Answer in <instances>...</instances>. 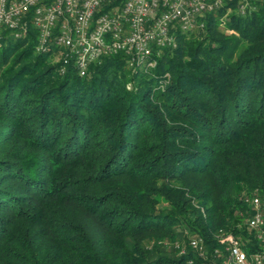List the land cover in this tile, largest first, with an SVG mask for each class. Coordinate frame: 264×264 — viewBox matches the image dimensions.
<instances>
[{
	"label": "trees",
	"instance_id": "16d2710c",
	"mask_svg": "<svg viewBox=\"0 0 264 264\" xmlns=\"http://www.w3.org/2000/svg\"><path fill=\"white\" fill-rule=\"evenodd\" d=\"M240 5L83 77L33 25L2 30L0 264H184L220 230L264 253L244 200L264 208V0Z\"/></svg>",
	"mask_w": 264,
	"mask_h": 264
},
{
	"label": "built area",
	"instance_id": "2783aa9c",
	"mask_svg": "<svg viewBox=\"0 0 264 264\" xmlns=\"http://www.w3.org/2000/svg\"><path fill=\"white\" fill-rule=\"evenodd\" d=\"M250 0H241L245 14ZM225 0H0V38L2 30L14 32L16 38L27 34L29 25L38 31L37 52L63 50V67L74 60L81 76L102 56L126 53L131 64L150 66L157 50L176 47V32L195 29L200 18L217 11ZM253 209L246 219L264 243V208L261 196H246ZM222 249L209 253L205 240L194 238L190 248L198 258L184 264H263L264 253L245 252L233 233L220 230L216 239ZM181 256L186 247L177 245Z\"/></svg>",
	"mask_w": 264,
	"mask_h": 264
},
{
	"label": "rangeland",
	"instance_id": "374dc122",
	"mask_svg": "<svg viewBox=\"0 0 264 264\" xmlns=\"http://www.w3.org/2000/svg\"><path fill=\"white\" fill-rule=\"evenodd\" d=\"M165 206H166L165 204H160V205H159V208H160V209H164Z\"/></svg>",
	"mask_w": 264,
	"mask_h": 264
}]
</instances>
